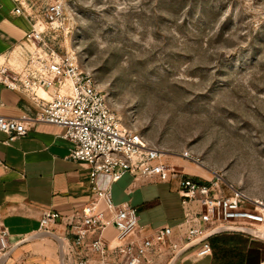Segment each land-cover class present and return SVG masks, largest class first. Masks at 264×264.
I'll return each mask as SVG.
<instances>
[{"label": "rangeland", "instance_id": "1", "mask_svg": "<svg viewBox=\"0 0 264 264\" xmlns=\"http://www.w3.org/2000/svg\"><path fill=\"white\" fill-rule=\"evenodd\" d=\"M23 1L50 43L78 56L123 124L171 166L198 180L218 174L264 200V0ZM53 2L65 8L55 30L45 16ZM218 246L216 264L264 258L263 241Z\"/></svg>", "mask_w": 264, "mask_h": 264}, {"label": "built area", "instance_id": "2", "mask_svg": "<svg viewBox=\"0 0 264 264\" xmlns=\"http://www.w3.org/2000/svg\"><path fill=\"white\" fill-rule=\"evenodd\" d=\"M64 9L62 2L46 8L49 27L55 30ZM14 12L29 15L33 27L12 50L15 60L9 56L0 65V82L25 93L39 110L19 117L0 113V131L8 134L5 142L22 137L28 122L56 124L65 128L61 137L72 143L68 157L91 170L87 202L66 215L46 209L40 216L43 231H54L59 219L66 224L60 235L64 264H168L175 256L176 264L189 254L201 259L213 254L210 238L222 232L243 233L264 242L259 233H264V200L218 174L198 180L171 166L162 148L136 127L123 124L78 56L61 53L50 43L49 28L40 26L39 15H33L23 0ZM185 156L197 160L190 152ZM0 165L6 166L1 159ZM127 173L135 180L176 181L182 219L175 225L151 227L140 223L138 210L130 202L115 203L113 185ZM109 227L117 233L106 239L104 231ZM10 236L0 224V258L13 246Z\"/></svg>", "mask_w": 264, "mask_h": 264}, {"label": "crops", "instance_id": "3", "mask_svg": "<svg viewBox=\"0 0 264 264\" xmlns=\"http://www.w3.org/2000/svg\"><path fill=\"white\" fill-rule=\"evenodd\" d=\"M17 5L19 0H0V65L9 56L10 61L15 60L12 50L33 27L29 15L14 12ZM0 101L3 102L0 113L8 117L35 114L39 110L29 96L3 82H0ZM28 125V131L10 143L5 142L8 134L0 131V159L6 165H0V224L8 228L13 244L34 235L20 244L5 264H60L59 245L58 249L50 245L58 241L40 229V216L46 209L66 215L87 202L91 170L68 157L72 143L61 137L64 127L43 121L28 122ZM196 173L203 172L196 168ZM112 192L115 203L128 201L137 208L143 225H175L182 219L183 208L176 181L135 180L127 173L113 185ZM53 228L61 235L66 224L59 219ZM243 237L259 241L238 232L218 233L210 238L212 255L195 259L189 254L176 264H216L219 243L227 242L228 238L232 241ZM262 261L264 258L258 264Z\"/></svg>", "mask_w": 264, "mask_h": 264}, {"label": "water", "instance_id": "4", "mask_svg": "<svg viewBox=\"0 0 264 264\" xmlns=\"http://www.w3.org/2000/svg\"><path fill=\"white\" fill-rule=\"evenodd\" d=\"M46 234H49L51 236H53L59 243V253H60V262L61 264H64V260H63V254H64V250H63V240H62V237L55 233L54 231H44ZM261 237L264 238V233L263 232H259ZM34 237V235L32 236H29V237H26L22 240H19L18 242H16L15 244H13V246L9 249V251L3 256L0 258V264H5V262L7 261V259L10 257V255L13 253V251L22 243L32 239ZM176 259V256L168 263V264H173L174 261Z\"/></svg>", "mask_w": 264, "mask_h": 264}, {"label": "bare ground", "instance_id": "5", "mask_svg": "<svg viewBox=\"0 0 264 264\" xmlns=\"http://www.w3.org/2000/svg\"><path fill=\"white\" fill-rule=\"evenodd\" d=\"M70 49H71V47H70ZM196 161H198V160H196Z\"/></svg>", "mask_w": 264, "mask_h": 264}]
</instances>
